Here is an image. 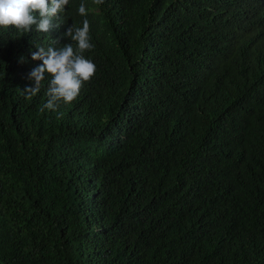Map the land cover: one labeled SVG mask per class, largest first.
<instances>
[{"label": "trees", "instance_id": "trees-1", "mask_svg": "<svg viewBox=\"0 0 264 264\" xmlns=\"http://www.w3.org/2000/svg\"><path fill=\"white\" fill-rule=\"evenodd\" d=\"M85 18L95 75L55 110L48 73L26 98L37 46L75 48ZM0 264H264V0L0 27Z\"/></svg>", "mask_w": 264, "mask_h": 264}, {"label": "clouds", "instance_id": "clouds-1", "mask_svg": "<svg viewBox=\"0 0 264 264\" xmlns=\"http://www.w3.org/2000/svg\"><path fill=\"white\" fill-rule=\"evenodd\" d=\"M94 3L102 4L103 0H94ZM69 4L70 0H0V27H13L21 33H29L35 27L37 32L49 33L53 20H60V14L65 12ZM78 13L86 17L84 3L79 5ZM56 27H59V23ZM64 35L70 37L76 47L72 43L58 49L53 46H37L39 51L32 53V59L41 60L43 63L28 74V79L34 81V86L25 87L23 90L28 99L37 95L41 90L44 74L48 73L51 80L44 108L49 110H55L60 101L65 104L74 101L83 84L96 72V65L83 55L94 47L90 42L89 21L85 18L81 27L73 25Z\"/></svg>", "mask_w": 264, "mask_h": 264}]
</instances>
